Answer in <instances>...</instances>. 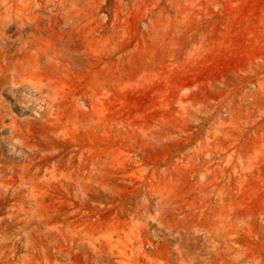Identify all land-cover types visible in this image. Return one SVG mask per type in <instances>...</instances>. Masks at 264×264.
I'll use <instances>...</instances> for the list:
<instances>
[{
  "label": "rangeland",
  "instance_id": "374dc122",
  "mask_svg": "<svg viewBox=\"0 0 264 264\" xmlns=\"http://www.w3.org/2000/svg\"><path fill=\"white\" fill-rule=\"evenodd\" d=\"M0 176V264H264V0H0Z\"/></svg>",
  "mask_w": 264,
  "mask_h": 264
},
{
  "label": "bare ground",
  "instance_id": "6f19581e",
  "mask_svg": "<svg viewBox=\"0 0 264 264\" xmlns=\"http://www.w3.org/2000/svg\"><path fill=\"white\" fill-rule=\"evenodd\" d=\"M29 98V97H28ZM32 103V102H31ZM25 106V105H24ZM11 149V148H10ZM11 151H12V149H11ZM0 179H1V176H0ZM1 183V182H0Z\"/></svg>",
  "mask_w": 264,
  "mask_h": 264
}]
</instances>
